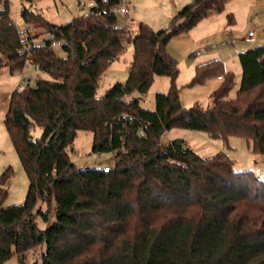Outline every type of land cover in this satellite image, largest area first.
Instances as JSON below:
<instances>
[{
    "label": "trees",
    "instance_id": "trees-1",
    "mask_svg": "<svg viewBox=\"0 0 264 264\" xmlns=\"http://www.w3.org/2000/svg\"><path fill=\"white\" fill-rule=\"evenodd\" d=\"M93 1L88 13L54 27L23 6L27 28L46 29L38 42L0 0V65L14 73L29 62L46 74L14 89L4 114L28 188L21 204L3 206L13 171L1 172L0 264H264V179L235 171L224 152L203 158L183 140L161 142L166 130L185 126L224 141L243 137L264 154V44L238 53L233 98L235 76L221 60L197 65L191 83H221L205 108H185L166 46L228 0H191L165 27L139 22L132 36L110 10L117 0ZM129 43L126 81L97 97L99 79ZM155 76L172 86L148 109L141 100ZM81 130L92 134V153L112 154L111 166L76 167L70 153Z\"/></svg>",
    "mask_w": 264,
    "mask_h": 264
},
{
    "label": "rangeland",
    "instance_id": "rangeland-1",
    "mask_svg": "<svg viewBox=\"0 0 264 264\" xmlns=\"http://www.w3.org/2000/svg\"><path fill=\"white\" fill-rule=\"evenodd\" d=\"M190 1L182 0L180 3L182 5L177 10ZM174 2L175 0H133V9L130 13L133 20V31L136 30L139 22L148 24L156 31L168 25L169 19L177 11L174 12L172 9ZM8 6L10 16L20 31L28 26L20 16L23 6L31 7L50 24L55 25L64 24L89 11L88 0H32L30 3L25 0H8ZM213 13L215 14L202 18L189 29V32L185 33L187 39L182 36L171 44L170 54L177 61L178 67V73L173 83L179 101L185 108L195 104L205 108L210 104L211 92L221 83L216 80V77L207 78L203 83H191L197 65L221 56L228 59L231 68L238 67L236 59L238 48L247 33L253 30L256 33V38L264 37V0H228L222 10ZM118 23L119 25L125 24L121 19H118ZM29 28L28 34L37 35L38 42L47 36L44 27H36L31 24ZM54 49L59 56L65 55L59 45H54ZM132 55L133 45L129 43L119 57L109 64L99 79L96 87L97 97L103 96L115 82L126 81ZM29 70L36 76H46L33 67H30ZM28 72V70H24L22 77H27ZM20 79L18 74L9 72L8 68L0 69V174L7 167H11L13 171L7 185V195L3 206L21 204L28 188L27 177L4 124L7 106L6 95L17 87ZM236 82L229 91L228 98L235 96L239 79H236ZM171 86L172 79L170 77L155 76L149 89L142 96L141 105L153 109L155 94L168 92ZM39 133L40 130H36L35 134ZM178 139L183 140L194 153L203 158L224 152L234 161L233 169L235 171L249 170L264 179V154L253 153L251 147L248 146V141L243 137L230 136L227 141H224L222 138L211 137L204 129L185 126L170 128L161 135V142ZM91 146L92 134L88 131H78L73 142V151L70 153V158L76 167L107 168L112 165L111 153H92ZM36 221L40 228L45 227V223L39 217ZM13 262L14 260H10L9 263Z\"/></svg>",
    "mask_w": 264,
    "mask_h": 264
},
{
    "label": "built area",
    "instance_id": "built-area-1",
    "mask_svg": "<svg viewBox=\"0 0 264 264\" xmlns=\"http://www.w3.org/2000/svg\"><path fill=\"white\" fill-rule=\"evenodd\" d=\"M132 1L133 0H117L116 3H114L113 5H111V12L116 15L118 17V19H123V22L125 23L123 26L125 28V30L127 31V35L128 36H132L134 34V31L132 29V18L130 17V13L132 12ZM102 2H107V0H102ZM94 5V1L93 0H88V6H93ZM28 32H29V27L27 28ZM254 31L251 30L248 32L246 40L247 41H252L254 39ZM34 66L32 64H30L29 62H27L22 69L16 70L15 73L18 74L21 79L17 85L16 88H23L25 85H34L35 83V78L36 75L33 74L29 68ZM24 70H28V75L27 77H22V73ZM220 78V77H218Z\"/></svg>",
    "mask_w": 264,
    "mask_h": 264
},
{
    "label": "crops",
    "instance_id": "crops-1",
    "mask_svg": "<svg viewBox=\"0 0 264 264\" xmlns=\"http://www.w3.org/2000/svg\"><path fill=\"white\" fill-rule=\"evenodd\" d=\"M184 1V0H183ZM180 3H182V0L180 1V0H175V2L173 3V7H172V9H173V11L175 12L178 8H180L181 6L180 5H182V4H180ZM212 14H215V13H210L209 15H207L206 17H204V18H207V17H209L210 15H212ZM121 20H123V19H121ZM133 21V20H132ZM251 31V30H250ZM189 32V31H188ZM248 34V33H247ZM254 39L252 40V41H247L246 40V37H244L243 38V40H242V44H241V46H239V51L241 52V51H245V50H247V49H249V48H253V47H257V46H261V45H263L264 44V37H262L261 39L260 38H256V33L254 32ZM182 36H184L185 37V33H183V34H180V35H178V36H175L174 38H172V40L170 41V43L168 42V44H167V46H166V50H167V52L170 54V52H171V44H172V42L174 41V40H177L178 38H182ZM184 39H187V37H185ZM239 51H238V53H239ZM238 53H237V60H238ZM171 55V54H170ZM172 56V55H171ZM236 56V55H235ZM213 59H219V60H221L222 61V63H223V66H224V69H225V71H227V72H231V73H233L234 74V76H235V84L237 83L236 82V79H239L240 78V74H241V69H240V66L238 65V67H234V68H231V66H229V63H228V59L227 58H222L221 56H220V58H213ZM213 59H210V60H213ZM209 61V60H208ZM238 64H239V62H238ZM4 67H6L7 68V66H5L4 65V63H2L1 64V66H0V69L1 68H4ZM216 80L217 81H221V79L220 78H218V77H216ZM16 89V88H15ZM13 91V90H12ZM12 91H10V92H8V94L6 95V98H7V105H8V99H9V96H10V94L12 93ZM6 108H7V106H6Z\"/></svg>",
    "mask_w": 264,
    "mask_h": 264
},
{
    "label": "water",
    "instance_id": "water-1",
    "mask_svg": "<svg viewBox=\"0 0 264 264\" xmlns=\"http://www.w3.org/2000/svg\"><path fill=\"white\" fill-rule=\"evenodd\" d=\"M54 26H56L55 24H51V27H54Z\"/></svg>",
    "mask_w": 264,
    "mask_h": 264
}]
</instances>
